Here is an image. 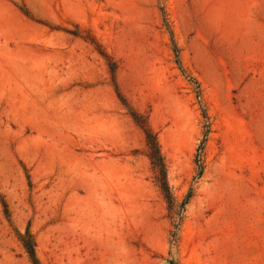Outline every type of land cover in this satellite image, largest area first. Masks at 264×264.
I'll use <instances>...</instances> for the list:
<instances>
[{
    "label": "rangeland",
    "instance_id": "obj_1",
    "mask_svg": "<svg viewBox=\"0 0 264 264\" xmlns=\"http://www.w3.org/2000/svg\"><path fill=\"white\" fill-rule=\"evenodd\" d=\"M26 233L39 264H264V0H0V264Z\"/></svg>",
    "mask_w": 264,
    "mask_h": 264
},
{
    "label": "trees",
    "instance_id": "obj_2",
    "mask_svg": "<svg viewBox=\"0 0 264 264\" xmlns=\"http://www.w3.org/2000/svg\"><path fill=\"white\" fill-rule=\"evenodd\" d=\"M169 34L172 37L171 31H169ZM175 52H177L176 48ZM131 117L143 132L145 142L148 147V157L150 159L152 168L154 169L156 181L158 182L160 189L165 194L166 198L169 199L170 195L165 177V165L163 157L160 153L156 135L149 129L145 117L135 114L134 112H131ZM21 242L32 261V264H39L35 256L34 243L31 236L26 233L21 239Z\"/></svg>",
    "mask_w": 264,
    "mask_h": 264
}]
</instances>
